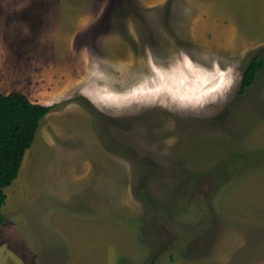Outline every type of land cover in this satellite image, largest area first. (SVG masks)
<instances>
[{
    "label": "rangeland",
    "instance_id": "rangeland-1",
    "mask_svg": "<svg viewBox=\"0 0 264 264\" xmlns=\"http://www.w3.org/2000/svg\"><path fill=\"white\" fill-rule=\"evenodd\" d=\"M177 1L0 0L4 59L63 94L4 189L0 264H264V67L238 93L264 12Z\"/></svg>",
    "mask_w": 264,
    "mask_h": 264
},
{
    "label": "trees",
    "instance_id": "trees-1",
    "mask_svg": "<svg viewBox=\"0 0 264 264\" xmlns=\"http://www.w3.org/2000/svg\"><path fill=\"white\" fill-rule=\"evenodd\" d=\"M264 67V59L253 55L243 70L238 93L252 86ZM58 103L43 105L32 102L25 94L13 91L0 93V225L5 221L2 206L4 189L17 177L26 150L33 143L42 119Z\"/></svg>",
    "mask_w": 264,
    "mask_h": 264
},
{
    "label": "crops",
    "instance_id": "crops-1",
    "mask_svg": "<svg viewBox=\"0 0 264 264\" xmlns=\"http://www.w3.org/2000/svg\"><path fill=\"white\" fill-rule=\"evenodd\" d=\"M145 1L147 5L150 7V6L158 5L159 3H162L165 0H154V1L145 0ZM240 1L245 2V4H241L238 7L242 9L248 8V10L251 11L250 13H257L258 10L264 12V0H217V2L219 3L218 7L213 6L211 3H206L204 0H200L199 1L200 3H196L193 1H191L192 3H190V0H186V2L185 0H178L175 3V5H173L171 10L176 12V10L179 8L178 11H182L183 14H185L188 11H196L199 14H206L211 12V10L218 9L220 10L218 11V16L228 17L235 15L233 13V10L237 9V5H235V3ZM254 1L257 3H253ZM28 6H29L28 0H20V3L16 5V7H19L20 9L28 8ZM193 14H195V12ZM29 17H31V14H29ZM78 23H79L78 25L77 24L74 25L75 30L71 32V39L69 42L75 40L78 32L80 33L82 32L81 29L83 26H80L82 21L80 20L78 21ZM185 35L190 37L192 40H195L196 42H198L197 40H200L195 35V32H190V36L189 34H185ZM209 38L207 36V40ZM6 55H7V47L0 40V93L1 94H8L13 91H18L25 94L32 102L40 103L43 105H52L60 101V97L63 96V94H61L62 91L61 90L59 91L58 89L59 82L56 75H54L56 76V78H54L53 74L49 76L51 72L44 73L41 65H38L31 69L22 67L21 70H17V67L15 66L14 62L4 59ZM46 76L48 79L46 80L47 85L45 84V82H43V78H45ZM45 85L50 86L52 89L47 93L41 94V89L45 87ZM100 87H96L97 92L95 94H91V95L83 94L95 107H97L96 106L97 104H102V103H97L94 99L98 98L102 100L111 97L107 94L104 95L103 91L105 90ZM103 103L107 104L105 102ZM10 231H12L11 228Z\"/></svg>",
    "mask_w": 264,
    "mask_h": 264
},
{
    "label": "bare ground",
    "instance_id": "bare-ground-1",
    "mask_svg": "<svg viewBox=\"0 0 264 264\" xmlns=\"http://www.w3.org/2000/svg\"><path fill=\"white\" fill-rule=\"evenodd\" d=\"M207 85H205L204 87H206ZM220 87V86H219ZM219 87H217V90H215V91H219L220 89H219ZM190 94V93H189ZM193 94V93H192ZM191 94V95H192ZM196 94V93H195ZM202 96V95H201ZM208 96H209V94H208ZM173 98H174V100H176V101H178V102H180V103H185V102H197L196 100H197V97H195V96H182V95H174V96H172ZM200 99H202V97L200 98ZM200 101V100H199Z\"/></svg>",
    "mask_w": 264,
    "mask_h": 264
}]
</instances>
